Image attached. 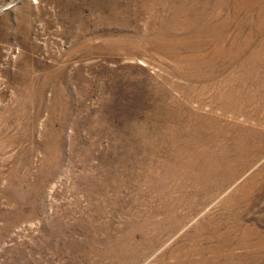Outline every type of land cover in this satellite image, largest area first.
I'll return each instance as SVG.
<instances>
[{
	"label": "rangeland",
	"instance_id": "rangeland-1",
	"mask_svg": "<svg viewBox=\"0 0 264 264\" xmlns=\"http://www.w3.org/2000/svg\"><path fill=\"white\" fill-rule=\"evenodd\" d=\"M0 264H264V0H0Z\"/></svg>",
	"mask_w": 264,
	"mask_h": 264
}]
</instances>
